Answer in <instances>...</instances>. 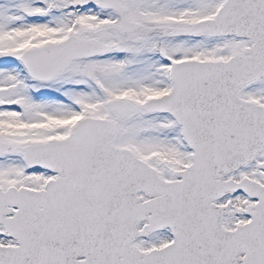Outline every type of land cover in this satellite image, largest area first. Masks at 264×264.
<instances>
[{
	"label": "snow or ice",
	"instance_id": "snow-or-ice-1",
	"mask_svg": "<svg viewBox=\"0 0 264 264\" xmlns=\"http://www.w3.org/2000/svg\"><path fill=\"white\" fill-rule=\"evenodd\" d=\"M0 264H264V0H0Z\"/></svg>",
	"mask_w": 264,
	"mask_h": 264
}]
</instances>
